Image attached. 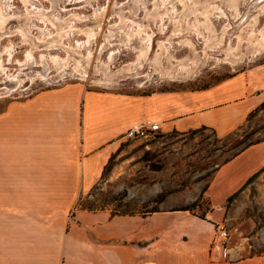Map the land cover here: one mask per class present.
I'll list each match as a JSON object with an SVG mask.
<instances>
[{
	"label": "rangeland",
	"instance_id": "374dc122",
	"mask_svg": "<svg viewBox=\"0 0 264 264\" xmlns=\"http://www.w3.org/2000/svg\"><path fill=\"white\" fill-rule=\"evenodd\" d=\"M108 1L56 0L52 10L51 0H29L41 13L30 18L26 28L17 19L0 23L4 31L0 109L9 101L74 83L86 90L122 94L197 90L264 61V0H172L166 6L168 13L154 9L155 0H145V8H135L134 0H111L124 7L109 8L104 18L94 21ZM5 2L21 16L31 9L22 0ZM51 10L53 16L47 17L46 11ZM68 18L77 28L65 34ZM21 26L29 36L18 30ZM56 39L58 44L45 48ZM80 72L87 80H80ZM229 134L223 140L225 136L217 138L210 130L197 129L160 132L146 141H119L107 160V170L89 192L78 197L68 216L79 209V203L109 213L114 208L145 211L162 191L171 192L173 205L168 210L190 204L239 149L232 150L235 143L264 141V102ZM251 155L263 159L264 146L225 165L220 181L234 177L237 182ZM119 193L125 194L121 203ZM240 193L227 208L224 203L214 209L219 222L227 226V246L237 249V257L264 254V170ZM208 211L212 209L203 192L192 213Z\"/></svg>",
	"mask_w": 264,
	"mask_h": 264
},
{
	"label": "crops",
	"instance_id": "0c3cea01",
	"mask_svg": "<svg viewBox=\"0 0 264 264\" xmlns=\"http://www.w3.org/2000/svg\"><path fill=\"white\" fill-rule=\"evenodd\" d=\"M263 102L264 61L206 89L143 95L74 83L7 102L0 109V264H264V254L237 257L232 247L221 258L210 249L219 223L214 209L264 167V158L249 156L237 182L220 181V173L264 141L218 168L204 190L212 211L202 217L168 210L171 194L147 214L76 208L68 216L99 181L129 125L149 120L161 133L204 128L221 138Z\"/></svg>",
	"mask_w": 264,
	"mask_h": 264
},
{
	"label": "bare ground",
	"instance_id": "6f19581e",
	"mask_svg": "<svg viewBox=\"0 0 264 264\" xmlns=\"http://www.w3.org/2000/svg\"><path fill=\"white\" fill-rule=\"evenodd\" d=\"M6 0H0V23L1 24H3V23H5V22H9V20H14V19H17V20H22L23 21V26L24 25H26V26H28L27 24H28V21H29V19L30 18H32V17H37L38 15V13L40 12L41 13V10L39 9V8H36V7H34L30 2H29V0H22L23 1V3H25V4H28L30 7H31V9H27V12H26V15L24 16H21V15H19L18 14V12H17V10L13 7V6H11V5H9L8 4V2H5ZM55 1L56 0H51V3H52V10H53V8H54V6H55ZM92 1H94V0H87V2H92ZM135 2H134V7L135 8H137L138 6H140V7H142V8H145V0H134ZM155 1H161V4L162 5H159L157 2L155 3V5L156 6H154V9H162V12H167L168 13V11L166 10V6H167V4L168 5H170L172 2V0H155ZM184 1V0H183ZM78 2H80V1H78ZM109 3L107 4V6H105L104 7V9L102 8V10L101 11H98V13L96 14V16L94 17V21L97 19V18H101V17H103L102 15H103V13L105 12V11H108L109 10V8L111 9V10H113V9H115V8H117V7H124V3H121V4H117V3H115V2H112L111 0L110 1H108ZM178 2V1H177ZM188 2V1H187ZM128 3V2H127ZM180 3H181V0H180ZM183 3H185V2H183ZM128 4H130V2L128 3ZM190 6H191V4H189ZM126 6V5H125ZM169 7V6H168ZM173 9H174V7H173ZM52 10L51 11H46V13H48V15H46L47 17H51V16H53V15H51V13H52ZM43 13V12H42ZM43 14H45V13H43ZM157 16H161V15H157ZM45 17V16H44ZM39 18H41V17H39ZM104 18V17H103ZM47 19V18H46ZM76 20V19H75ZM74 21V19L71 21L70 20V18H68L67 20H66V23H67V29H69V31H67V30H65L64 32H65V34H67L68 32H71V30L73 31V29H76L77 27H75V25L74 26H72V25H70V24H73L72 22ZM62 22V21H61ZM30 23V22H29ZM65 23V24H66ZM2 26V25H1ZM98 26V25H97ZM122 26V25H121ZM120 26V27H121ZM25 27V26H24ZM26 28V27H25ZM109 29H112L113 28V26L111 27H108ZM0 29H2V28H0ZM28 29V28H27ZM18 30H20L21 32H23L25 35H27V36H29V31L28 30H26V29H23L22 28V26L20 27V28H18ZM30 30V29H29ZM110 31H112V30H110ZM4 33V31H1L0 30V38H1V36H2V34ZM3 36H4V34H3ZM33 37H31V39H32ZM37 39V41L38 42H41V43H45L43 40L44 39H42V38H40V37H35V40ZM57 40V39H56ZM52 41H54V39L52 40ZM48 42V41H47ZM56 44H58V40H57V43L56 42H49V43H46V46H45V48H50V47H52L53 45H56ZM80 80H87V75L86 74H83V73H81L80 72ZM108 79V78H107ZM109 80H110V78H109ZM111 81V80H110ZM112 82V81H111ZM93 83H99V82H96L95 80H93ZM101 83H108V82H101Z\"/></svg>",
	"mask_w": 264,
	"mask_h": 264
},
{
	"label": "trees",
	"instance_id": "16d2710c",
	"mask_svg": "<svg viewBox=\"0 0 264 264\" xmlns=\"http://www.w3.org/2000/svg\"><path fill=\"white\" fill-rule=\"evenodd\" d=\"M208 87H203L201 89H206ZM250 115V114H249ZM200 129H204V128H200ZM196 130H193L191 132H195ZM229 135L230 134H227L225 136V138L223 140H226L227 138H229ZM246 140H241L237 143H235L233 145L232 150L233 149H236V148H239L237 151H235L234 153H232L229 158H227L222 164L221 166H223L224 164H226L227 162H229L232 158H234L235 156H237L240 152H242L243 150H245L246 148H248L249 146L251 145H254V144H257L259 143L258 142H248L246 143ZM108 164L107 163L105 165V167L103 168V171H102V174H104V172L107 170L108 168ZM264 170V167L262 169H260L258 172L254 173L253 175H251L246 181L245 183L236 191V192H233L231 193L227 198H226V201H225V205L224 207L227 208L230 203L237 197V195L239 194V192H242L248 185L251 184V182L257 177V175ZM204 192V190L199 193V195L196 197V199L191 202L190 204L188 205H184V206H181L179 208H175L174 210H187L189 212H192V208L194 205H196V203L198 202V200H200V197L202 195V193ZM171 192L170 191H162V192H159L152 200V204L149 206V209L148 210H145V211H137V212H133V211H127V210H119V209H116L114 208L113 209V212H110V215H123V214H136V213H141V214H147V213H151V212H155V211H158V205L163 201V199L168 195L170 194ZM125 197V194L124 193H119L117 195V200L119 201V203L122 202V200L124 199ZM114 198V197H113ZM144 205V207H147L148 206V203L144 202L142 203ZM79 208L80 209H85V210H91V211H94V210H99V209H102V208H94V207H88V206H83L81 205L80 203L78 204ZM200 217H202L203 215H199Z\"/></svg>",
	"mask_w": 264,
	"mask_h": 264
},
{
	"label": "built area",
	"instance_id": "2783aa9c",
	"mask_svg": "<svg viewBox=\"0 0 264 264\" xmlns=\"http://www.w3.org/2000/svg\"><path fill=\"white\" fill-rule=\"evenodd\" d=\"M160 133V126L156 122L144 120L129 125L121 135V141L149 140ZM228 232L227 226L219 222L214 226L213 238L210 249L219 252L221 258L229 256V247L227 246Z\"/></svg>",
	"mask_w": 264,
	"mask_h": 264
}]
</instances>
